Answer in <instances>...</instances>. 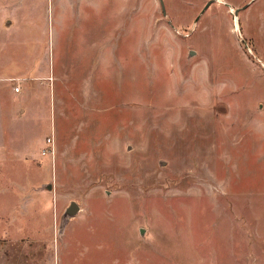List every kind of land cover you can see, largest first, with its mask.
Listing matches in <instances>:
<instances>
[{"label": "rangeland", "instance_id": "rangeland-1", "mask_svg": "<svg viewBox=\"0 0 264 264\" xmlns=\"http://www.w3.org/2000/svg\"><path fill=\"white\" fill-rule=\"evenodd\" d=\"M164 1L0 0V264H264V0Z\"/></svg>", "mask_w": 264, "mask_h": 264}, {"label": "water", "instance_id": "water-1", "mask_svg": "<svg viewBox=\"0 0 264 264\" xmlns=\"http://www.w3.org/2000/svg\"><path fill=\"white\" fill-rule=\"evenodd\" d=\"M160 1H161V4H162L163 13H164V14H167L166 6H165V1H164V0H160ZM213 1H214V0H209V1L207 2V4H206L205 7L209 6L210 3L213 2ZM246 6H248V3L245 4V5L242 6V7H238V8H236L235 11H234V13H235L236 15H238V14H239V11L241 10V8H244V7H246ZM190 52H191V53H194V50L192 49V50H190ZM80 209H81L80 204H79L76 200H72V201L70 202L69 206L66 208V212H65V214H66V215H74V214H76Z\"/></svg>", "mask_w": 264, "mask_h": 264}, {"label": "built area", "instance_id": "built-area-1", "mask_svg": "<svg viewBox=\"0 0 264 264\" xmlns=\"http://www.w3.org/2000/svg\"><path fill=\"white\" fill-rule=\"evenodd\" d=\"M19 89H20V86H16V87H15V90H19Z\"/></svg>", "mask_w": 264, "mask_h": 264}]
</instances>
